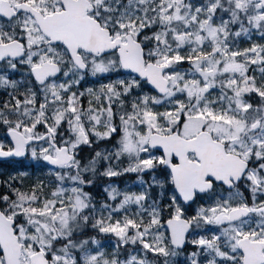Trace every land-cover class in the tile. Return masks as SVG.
Segmentation results:
<instances>
[{"label":"snow or ice","instance_id":"obj_1","mask_svg":"<svg viewBox=\"0 0 264 264\" xmlns=\"http://www.w3.org/2000/svg\"><path fill=\"white\" fill-rule=\"evenodd\" d=\"M0 158V264H264V0H0Z\"/></svg>","mask_w":264,"mask_h":264},{"label":"trees","instance_id":"obj_2","mask_svg":"<svg viewBox=\"0 0 264 264\" xmlns=\"http://www.w3.org/2000/svg\"><path fill=\"white\" fill-rule=\"evenodd\" d=\"M87 151V150H85ZM5 168L7 171L6 174L1 175L3 180H7L10 176H17V180L21 179L22 172L29 173L31 176L35 175H43L46 176V168H41L40 165H28V164H22V165H10V166H1ZM19 177V178H18ZM129 181L132 182L134 180V176H128ZM25 178V177H24ZM23 178V184L25 186L31 185L33 182L24 183L25 179ZM115 181H120V178H114ZM2 187H0V191H3Z\"/></svg>","mask_w":264,"mask_h":264},{"label":"rangeland","instance_id":"obj_3","mask_svg":"<svg viewBox=\"0 0 264 264\" xmlns=\"http://www.w3.org/2000/svg\"><path fill=\"white\" fill-rule=\"evenodd\" d=\"M42 162H34V161H32L31 160V158H28V160L24 163V164H28V165H40ZM7 173V171L5 170V168H3V167H0V180H3L2 179V177H1V175H3V174H6ZM22 174H25V175H23V178L25 179V181H24V183H29V182H34L35 180H37V179H43V178H45V176H43V175H35V176H31L29 173H25V172H22ZM16 178H17V176H16ZM19 178V177H18ZM129 177L128 176H125V177H121L120 178V181H115L117 184H119L120 186H125V185H128V186H133L134 187V185H132V182H130L129 181V179H128ZM111 238H106V240H110ZM109 247H110V245H109Z\"/></svg>","mask_w":264,"mask_h":264},{"label":"flooded vegetation","instance_id":"obj_4","mask_svg":"<svg viewBox=\"0 0 264 264\" xmlns=\"http://www.w3.org/2000/svg\"><path fill=\"white\" fill-rule=\"evenodd\" d=\"M27 160H28V158H26L24 160L0 158V167L1 166H10V165H22Z\"/></svg>","mask_w":264,"mask_h":264},{"label":"water","instance_id":"obj_5","mask_svg":"<svg viewBox=\"0 0 264 264\" xmlns=\"http://www.w3.org/2000/svg\"><path fill=\"white\" fill-rule=\"evenodd\" d=\"M4 159H17V160H24L26 158H4Z\"/></svg>","mask_w":264,"mask_h":264}]
</instances>
